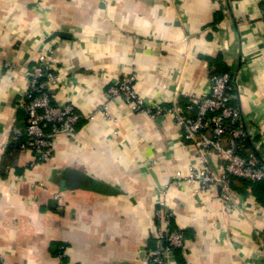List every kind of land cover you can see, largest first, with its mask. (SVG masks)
<instances>
[{"label":"crops","instance_id":"obj_1","mask_svg":"<svg viewBox=\"0 0 264 264\" xmlns=\"http://www.w3.org/2000/svg\"><path fill=\"white\" fill-rule=\"evenodd\" d=\"M263 13L264 0H0V264H148L161 186L197 157L171 117L107 97L132 65L136 90L165 105L233 74L232 103L264 160ZM48 47L64 79L56 102L83 113L105 103L109 116L80 121L30 167L13 128L26 123L27 71ZM193 190L168 189L185 232L171 264H264V204L248 192L229 210L217 188Z\"/></svg>","mask_w":264,"mask_h":264},{"label":"built area","instance_id":"obj_2","mask_svg":"<svg viewBox=\"0 0 264 264\" xmlns=\"http://www.w3.org/2000/svg\"><path fill=\"white\" fill-rule=\"evenodd\" d=\"M52 54L49 47L40 50L27 71L22 101L26 123L24 127L13 128V136L20 149L32 153L30 167L48 162L58 137H74L80 121L94 119L96 113L109 116L105 103L94 112L83 113L71 102H56L54 90L62 85L64 79ZM4 66L9 71L14 70V63L5 62ZM136 80V69L132 65L108 85L107 97L119 98L131 112L143 113L151 119L171 117L181 130L182 142L191 146L197 157V162L189 165L186 173L174 171L162 184L156 199V239L146 259L148 264H171L176 250L184 245L185 232L174 224L168 202L169 187L194 185L193 194L217 188L220 202L226 209L233 210L239 204L240 194L232 189V179L242 178L251 182L264 179V160L253 150L245 153L250 132L240 109L232 103L229 88H234L237 83L230 72L213 73L206 94L185 93V106L177 99L169 105L148 102L147 97L136 90ZM32 183L41 185L38 180ZM53 196L62 199L60 192Z\"/></svg>","mask_w":264,"mask_h":264},{"label":"trees","instance_id":"obj_3","mask_svg":"<svg viewBox=\"0 0 264 264\" xmlns=\"http://www.w3.org/2000/svg\"><path fill=\"white\" fill-rule=\"evenodd\" d=\"M181 104L185 106L186 99H184L183 103ZM248 151H252V147L250 146L249 142L246 143L245 153ZM231 187L240 195H245V193L249 192L257 202L264 204V179L256 182H251L242 178H233Z\"/></svg>","mask_w":264,"mask_h":264}]
</instances>
